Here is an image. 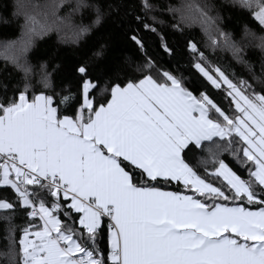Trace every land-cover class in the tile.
<instances>
[{"label":"snow or ice","instance_id":"obj_1","mask_svg":"<svg viewBox=\"0 0 264 264\" xmlns=\"http://www.w3.org/2000/svg\"><path fill=\"white\" fill-rule=\"evenodd\" d=\"M232 3L249 12L260 35L247 25L239 38L224 31L211 4L194 10L216 34L212 47L231 51L249 79L230 78L187 44L191 66L224 92L227 107L189 90L179 66L161 68L138 29L129 39L142 58L125 59L107 78H92L80 64L75 86L57 92L45 62L34 83L23 53L49 29L25 16L29 39L0 67L23 73L0 84V220L9 225L2 264H264V60L257 70L245 58L253 41L264 53V0ZM65 6L95 18L74 24L72 14L58 15ZM140 8L143 16L125 15L158 34L154 4L140 0ZM51 9L77 37L105 15L94 0L74 7L59 0ZM161 47L177 55L163 36ZM205 142L215 148L197 159ZM173 184L178 191L165 190ZM17 216L26 220L19 237Z\"/></svg>","mask_w":264,"mask_h":264},{"label":"trees","instance_id":"obj_2","mask_svg":"<svg viewBox=\"0 0 264 264\" xmlns=\"http://www.w3.org/2000/svg\"><path fill=\"white\" fill-rule=\"evenodd\" d=\"M31 0H0V67L5 64V55L19 53V50L29 39L27 28L25 27V16L27 6L32 10ZM43 7L49 8L45 14L39 16L35 14L37 20L45 25L49 30L42 36H33L28 50L23 53L34 69L33 82L39 79L40 64L47 63L48 71L52 73V83L55 91L60 92L64 85L71 83L75 86V67L86 63L92 78H107L111 70L120 65L127 58L141 59L142 54L138 47L129 39L134 30L138 29V34L142 38L148 54L163 69L177 71L185 77L186 86L195 95L201 91H206L214 100L222 102L227 107V100L224 99V92L215 89L192 65V55L189 53L187 44L193 41L201 51L208 56L214 67H219L230 78L239 80L249 79V74L243 65L236 62L231 51L224 47L213 48L212 38L216 35L214 30L204 22L203 18L195 12L194 6L197 4H211L212 16L219 15L221 22L219 27L224 31L234 34L239 38L245 25L261 33L253 23L249 12L239 5L232 3V0H151L155 8L151 15L157 17V33L144 30L132 18L125 15V12L132 10L135 13L144 15L140 8V0H94L104 12V19L101 24L92 28L85 36L77 37L75 29L65 23H61L52 16L51 5L59 0H42ZM70 2V0H69ZM28 5H27V4ZM76 0L70 2L74 7ZM119 6V11H112L113 7ZM192 6V7H190ZM171 9L172 11H169ZM72 14V23L81 22L88 24L95 18L93 12H85L83 17L80 13H72V7L65 6L59 12L60 17H69ZM148 22L152 21L148 19ZM178 25L179 27H174ZM161 36L164 41L176 50L177 55L173 58L166 54L161 47ZM258 41H253L245 48V58L259 69L260 62L264 60V53L257 47ZM7 49V53H6ZM101 52V55H97ZM57 65L59 66L57 68ZM23 73L8 64V72H0V84L7 83L10 86L19 82ZM252 82L251 80L249 81ZM39 88V84L37 83ZM215 145L205 142V150L198 153L197 159L210 157V150H214ZM232 166L240 170L233 158L224 154ZM241 174L246 176V173ZM165 190L178 191L175 184L166 187ZM256 209V207H253ZM16 228V235L19 237V229L26 225V220L22 216H17L12 222ZM7 222L0 220V253L5 251ZM2 264V261H0Z\"/></svg>","mask_w":264,"mask_h":264},{"label":"rangeland","instance_id":"obj_3","mask_svg":"<svg viewBox=\"0 0 264 264\" xmlns=\"http://www.w3.org/2000/svg\"><path fill=\"white\" fill-rule=\"evenodd\" d=\"M71 1H73V0H70V2ZM41 2H43V1L42 0H31L30 1V4L32 6L31 7L32 10L27 6V14L29 16H32L33 13H34V11H35V14H37V16H39L42 13H45L46 14L49 11V8L43 7V5L41 4Z\"/></svg>","mask_w":264,"mask_h":264},{"label":"crops","instance_id":"obj_4","mask_svg":"<svg viewBox=\"0 0 264 264\" xmlns=\"http://www.w3.org/2000/svg\"><path fill=\"white\" fill-rule=\"evenodd\" d=\"M169 191H170V190H169ZM251 210H253V211H257V210H258V208H256V209H255V208H251Z\"/></svg>","mask_w":264,"mask_h":264}]
</instances>
